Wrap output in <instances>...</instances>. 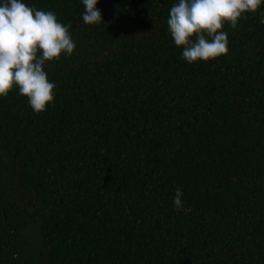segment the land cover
I'll list each match as a JSON object with an SVG mask.
<instances>
[{
  "label": "trees",
  "instance_id": "obj_1",
  "mask_svg": "<svg viewBox=\"0 0 264 264\" xmlns=\"http://www.w3.org/2000/svg\"><path fill=\"white\" fill-rule=\"evenodd\" d=\"M22 2L76 47L45 63V112L0 97V264H264V0L194 64L179 0H98V25L83 0Z\"/></svg>",
  "mask_w": 264,
  "mask_h": 264
},
{
  "label": "clouds",
  "instance_id": "obj_2",
  "mask_svg": "<svg viewBox=\"0 0 264 264\" xmlns=\"http://www.w3.org/2000/svg\"><path fill=\"white\" fill-rule=\"evenodd\" d=\"M97 3L98 0H83L85 25L102 22ZM261 3L262 0H179L170 9L168 29L175 45L183 48L182 56L188 63L215 60L228 54V36L222 31L225 23L235 29L242 14L255 13ZM70 28L71 23L58 22L51 11L30 8L22 0H3L0 3V97H7L15 86L34 112H45L55 99L56 85L49 82L44 66L46 62L58 61L62 53L73 54L76 45L69 34ZM174 206L177 212L191 211L190 207H183V192L179 187Z\"/></svg>",
  "mask_w": 264,
  "mask_h": 264
}]
</instances>
